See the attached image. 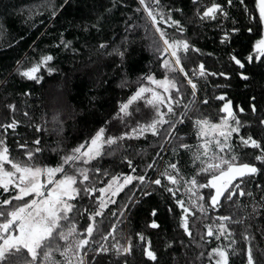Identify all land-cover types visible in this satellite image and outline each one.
Listing matches in <instances>:
<instances>
[{
  "label": "snow or ice",
  "instance_id": "6c2138e0",
  "mask_svg": "<svg viewBox=\"0 0 264 264\" xmlns=\"http://www.w3.org/2000/svg\"><path fill=\"white\" fill-rule=\"evenodd\" d=\"M121 2L127 5L129 0ZM136 2L135 13L141 15L128 18L124 25L125 35L119 44H116L115 40L96 43L85 39L83 45L88 48L90 55L98 58H118V63L113 61L115 72L120 74L117 87L124 89L130 82L120 73V69L125 67V63L136 51L135 40L130 37L138 35V29H143V39L150 41L148 46L153 53L154 67H150L137 78L136 90L118 102L115 115L111 116V119L107 118L111 114L106 113L101 125L85 130L82 141L78 139L70 151L65 150L59 162L52 167L37 163L38 160L44 159L43 137L34 136V133L47 132V128L42 129L41 125L37 124L32 134L34 138L17 140V147L25 151L22 154L14 153L6 140L12 133L18 132V121L12 119L10 123L5 122L8 120L7 110L0 118V264H104L105 259L111 258L113 254L128 264V257L133 256L134 247L140 249V256H133L134 264H165L169 252L174 251L177 240L180 242L178 247L187 249L184 237H189L191 242L200 247L207 243L205 237L210 239L213 236L218 240L223 236L228 243L223 247H213L207 253L209 264H230L229 257L237 255L241 257V264H264V248L259 250L258 258L248 225L238 234L239 241L246 247L239 246L237 237L229 228V223L244 224L243 219L234 220L229 215H209V210L214 212L222 209L225 202H230L231 206V202L236 201L237 193L239 196L253 195L249 190L250 185L258 173L264 172V137L255 139L253 134H244L247 131L246 125L250 122L242 120L233 111L234 101L229 98L227 91H221L219 95L211 98L205 93L203 99L198 98L200 89L194 79L223 77V81L214 83V87L227 89L232 86L236 77H239V81H250L248 66L264 67V0H254V9L249 7L248 0H239L243 14L248 15L253 11L259 14V38L251 43L246 56L235 49L228 51L231 48L230 41L235 39L233 34L241 29L232 27L225 30L222 24L217 23L216 26L220 28L215 34L218 37L217 47L226 53L227 62H223L222 56L218 57L211 68L206 66L207 61L197 63L199 56L205 53L197 46L198 34L195 30L193 35H189L182 20L175 18V14L182 11L181 7H168L165 10L160 0ZM170 2L175 4L177 0ZM68 3L69 0H64L59 8ZM200 3L201 0H191L189 11L197 9L195 17L201 22L219 21L221 17L228 15L226 8L216 0L205 4L203 8L199 7ZM232 4L233 0H227L228 6ZM116 6L114 2L113 7ZM40 7L51 8L52 16L57 14V6L51 4L50 0H46ZM100 19L101 17H97L96 23L90 26L97 30L96 40L99 39L100 29L103 27ZM136 19L141 22L137 23ZM191 22L196 23V19ZM88 27L85 26L86 31ZM247 31L252 33L253 28L247 27ZM72 45L73 41L61 36L58 46L70 50L75 55L77 49ZM206 55L212 56L213 53ZM53 60L52 55L42 54L38 61L23 69L19 67L18 61L16 71L21 78L40 83V76L36 73L41 66H44L49 74L59 71L49 64ZM216 63L222 66L217 69ZM189 65L193 66L191 74L187 70ZM157 69L163 70L162 79L153 74ZM177 73L183 80L178 78ZM94 83L102 85L106 81L98 76ZM140 100L150 106V117L139 107L135 110L140 112L138 117L130 110L131 106ZM213 100L219 101V105L213 104ZM246 106L251 110L252 123L264 132V88L258 94L251 95ZM235 107L241 113L245 112V107L239 104ZM13 108L14 105H7V109ZM205 109H217L215 116H219L218 121L213 122V112H205ZM190 113H204L192 120L191 126L198 141L195 146L185 142V138L179 135L182 127H188L187 121L192 119ZM27 115L28 113H25V116ZM129 117L132 118L131 123L126 119ZM142 120L144 122H141ZM113 121H119L124 130L115 129ZM164 125L167 127L162 130L161 126ZM10 129L12 133L9 132ZM254 131L255 129L253 133ZM148 133L161 138L158 144L160 151L152 157L151 163L139 167L134 164L131 154L126 152L120 163L113 160L110 168L101 163L105 156L114 154V146L122 147L120 142L145 137ZM234 134L238 137V145L234 143ZM62 142L58 141V144ZM33 145L36 146L34 149ZM241 146L259 150V153H238L237 149ZM169 147L177 161H180L183 155L177 152V148L192 153L194 172L190 178L182 174L179 162L169 160L161 165L162 154ZM35 153H39V156ZM21 155L27 159H20ZM251 157L261 166L253 163ZM93 161L95 164L90 163ZM125 163L130 169L128 173L121 170ZM105 177L108 178L106 182ZM128 185L133 187L125 191ZM255 188L264 192V181L257 183ZM137 190L139 197L136 195ZM121 192H124V195L117 205V196ZM153 193L160 194L163 203L151 207L148 215L152 219H146V228L160 230L161 224L158 220L166 219L169 215L175 220L178 216L182 233H164V239L160 241L162 232L156 231L153 234L157 237V243L154 244L140 231L136 236L142 243L134 244L131 237L127 238L126 243H121L114 235L118 225L130 221L142 199L150 198ZM109 205L117 207L113 210ZM260 208H264V196L261 197L260 203H253L248 218L254 220L256 216L261 215ZM194 210L199 211L200 219L212 221L206 226L207 231L200 235L198 242L189 226V217L193 215ZM97 217L112 220L111 229L105 232L101 227L104 221H97ZM80 220L84 223H80ZM259 230L264 236V227ZM97 236L100 238L97 239ZM109 237L112 238L111 244L107 242ZM161 242L168 252L159 253ZM55 253H59L60 260L54 258ZM104 254H108V257ZM200 255L202 257L203 252ZM112 264H119V259L113 260ZM172 264H187V261L181 256H172Z\"/></svg>",
  "mask_w": 264,
  "mask_h": 264
},
{
  "label": "trees",
  "instance_id": "16d2710c",
  "mask_svg": "<svg viewBox=\"0 0 264 264\" xmlns=\"http://www.w3.org/2000/svg\"><path fill=\"white\" fill-rule=\"evenodd\" d=\"M45 2L46 0H0V118L7 110L8 120L5 122L10 123L12 119L18 121V132L12 133L10 129L9 132L12 135L8 136L6 140L12 152L22 154L25 151V149L17 147L19 138L42 136L44 159L42 161L38 160L37 163L54 167L65 150L70 151L78 139L82 141L85 130L101 125L103 119L106 118V113L111 114L107 117L109 119L115 115L118 102L122 98L126 99L127 96L136 90L137 78L147 72L150 67H154V60L153 53L148 46L150 41L143 39L144 31L143 29H138L137 32L139 34L130 37L135 40L134 47L136 51L125 63V67L120 69V73L124 74L130 84L128 87L120 89L117 87L120 82V74L115 72V65L113 64L114 60L118 63V58L115 56L98 58L95 55H90L88 48L83 47L85 39L96 43L115 40L116 44H119L125 35L124 25L128 18L141 15V13H135L136 0H129L127 5L122 3L121 0H69V3L63 8H59V5L63 4L64 0H50L51 4L57 6L56 16H52L51 8L40 7ZM114 2L117 5L116 7H113ZM160 2L165 7V10L168 7H181L182 11L176 13L175 18L182 20L183 26L189 35H193V30L198 34L197 46L202 49L205 55L199 56L197 63L207 61L206 66L209 68L212 67L218 57L222 56L223 62H227L226 53L217 47L218 37L215 34L220 31V28L216 26L218 22L223 25L225 30H230L232 27L241 29L240 32L233 34L235 39L230 41L231 48L228 51L235 49L246 56L248 50H250L251 43H254L255 39L259 38L257 35V29L260 27L258 12L253 11L248 15L243 14L239 0H233L231 6L227 5V0H216V2L221 3L226 8L227 17H221L219 21L203 22L195 17L197 9L193 8L189 11L191 0H182V2L177 0L175 4H172L170 0H160ZM212 2L213 0H201L199 7L203 8L205 4ZM93 3H95V7H93ZM248 4L250 8L254 9V0H248ZM106 9H111V11H106ZM185 13L187 14L185 15ZM97 17H101L100 24L103 25L100 29L98 40L95 39L97 30L90 27L93 23H96ZM193 19H196V23L191 22ZM234 21L235 23H233ZM136 22L139 23L141 21L136 19ZM86 25L89 26L87 31L85 30ZM246 26L252 27L253 32L249 33ZM61 36L66 40L73 41L72 46L77 49L75 55L70 50H64L58 46ZM210 52L213 53L212 56L206 55ZM42 54L52 55L54 60L50 61L49 64L58 68L59 71L49 74L44 66H41L36 73V75L40 76V83L21 78L16 71L17 62H20L19 67L22 69L30 67L40 59ZM221 66L219 63L215 64L217 69ZM192 67V65L188 66L189 74H191ZM153 74L157 78H162L164 75L162 69H157ZM247 74L250 76L249 82L239 81V77H236L232 86L227 89H216L214 87V83L222 82L223 77H207L204 79L197 77L194 79L198 82L200 89L198 98L200 99L204 98L205 93L211 98L214 95H219L221 91H227L229 98L234 101L233 111L242 120L250 122L246 125L247 131L244 134H253V138L260 139L264 137V132L255 123H252L253 117L250 108L246 106V102L251 95L258 94L264 88V67L251 68V66H248ZM98 76L106 83L102 85L95 84L94 81ZM177 76L183 80V77H180L178 73ZM236 81L239 82L237 83ZM184 83L187 87L186 81ZM188 92L190 93V88H188ZM25 93H28V95H25ZM56 98L62 100V108L54 106V99ZM212 103L219 105L220 102L213 100ZM8 104L14 105V108L7 109ZM236 104L245 107V112L241 113L235 107ZM137 107L142 112L148 113L149 117L151 116L150 107H146L141 103L133 105L130 109L135 116H140V112L135 111ZM207 111L213 112V122H217L219 119V116H215L217 109H205V112ZM25 113H28V115L25 116ZM203 114L190 113L192 119L187 121L188 127L183 128L181 126L182 131L179 135L185 138V142L193 146L198 141L196 132L191 126L192 120ZM126 119L131 123V117ZM141 122L144 121L142 120ZM113 123L115 129L124 130V126L119 121H113ZM37 124H40L42 129L47 128V132L34 133ZM166 127V125L161 126L162 130ZM253 129H255L254 133ZM33 133L34 136H32ZM160 140V137H153L151 133H148L145 137L122 141L120 142L122 147L116 148L114 146V154L105 156L101 163L106 168H110L111 162L115 160L119 164L123 154L126 152L131 154L134 164L143 167L145 163H151L152 157L156 155L157 151H160L158 147ZM58 141L63 142L58 144ZM234 143L237 145L239 143L235 134ZM128 145H132V147ZM32 147L34 149L36 146L33 145ZM237 151L238 153H252L253 151L257 154L259 153V150L242 146ZM177 152L183 154L180 161L176 160L169 147L162 154L161 165L169 160L171 162H179L181 163L182 174L186 178H190L194 172L192 153L179 148H177ZM35 155L39 156V153H35ZM19 158L22 160L27 159L23 155ZM251 161L258 167L261 166L259 162L254 160V157H251ZM90 163L95 164V161ZM121 170L124 173L130 171L126 163ZM161 170H163V167H161ZM152 171L149 170V172ZM107 179L105 177L104 182ZM262 181H264V172L258 173L257 178L250 185L249 190L253 193L251 197L247 195L239 196L237 193L236 201L231 202V206H229L230 202H225L222 209H217L214 212L209 210V215L212 216L229 215L234 220L243 219L244 224L229 223V228L233 230L234 236L237 237L239 246L246 247L242 241H239L238 234L245 225H248L249 231L253 235L255 254L258 258L260 257L259 250L264 248V236L261 235L259 230L264 227V208L259 209L261 215L256 216L254 220L248 217L251 214L253 203H260L261 197L264 196V192H260L255 188V185ZM135 183L134 181L133 184ZM132 187L133 185H128L125 191ZM123 195L124 192L118 194L117 205ZM136 195L139 197L138 190ZM162 203L163 198L158 193H153L150 198L144 197L137 206L131 220L125 221L123 225H118V229L114 233L116 239L121 243H126L127 238L131 237L134 244L142 243L138 240L136 233L143 231L146 239L156 244L157 237L153 234L156 231L162 232L160 241H163L164 233H182L183 230L179 228L178 216L175 220L170 215L166 219L158 220L161 224L160 230L146 228V219H152L148 215L151 207ZM117 205H109V208L115 210ZM177 212H179V209H177ZM163 215L162 213L161 216ZM200 215L199 211L194 210L193 215L189 217V226L192 228L197 242L200 235L207 231L206 226L212 223L211 220L200 219ZM96 219L97 221H104L101 227L105 232L111 229L112 220L104 217H97ZM80 223H84V221L80 220ZM197 229H199V232H197ZM99 238L97 236V239ZM205 239L207 243L197 247L196 243L191 242L189 237H184L188 245L187 249L178 247L180 242L177 240L174 245V251L169 252L165 264H172V256H181L187 261V264H209L207 253L213 247H223L228 243V240L223 236L219 240L215 236L210 239L205 237ZM158 251L163 254L168 252V249L161 242L159 243ZM201 252L204 254L202 257L200 255ZM133 256L139 257L140 249L134 247ZM133 256L128 257V264H134ZM54 258L60 260L59 253H55ZM117 259H119V264H125L122 258L116 256L114 258H106L104 264H112V261ZM229 259L230 264H241L239 255L230 256Z\"/></svg>",
  "mask_w": 264,
  "mask_h": 264
},
{
  "label": "rangeland",
  "instance_id": "374dc122",
  "mask_svg": "<svg viewBox=\"0 0 264 264\" xmlns=\"http://www.w3.org/2000/svg\"><path fill=\"white\" fill-rule=\"evenodd\" d=\"M163 78V77H162ZM162 78H158V79H162ZM143 104L144 106H146V107H150V106H147L146 105V103H145V101L144 100H140V101H137V102H135L133 105H135V104ZM132 105V106H133ZM54 106H58V107H61L62 108V106H63V103H62V100H58V98H56V99H54ZM131 106V107H132ZM164 111L166 112L167 111V109H164ZM222 115V114H221ZM103 242V241H102ZM109 244H111V242H112V238L111 237H109V240L107 241ZM106 257H107V255L108 254H104ZM111 257H115V255L113 254Z\"/></svg>",
  "mask_w": 264,
  "mask_h": 264
}]
</instances>
